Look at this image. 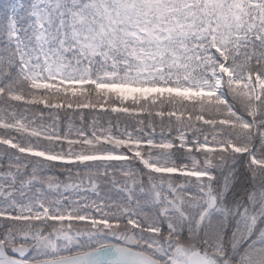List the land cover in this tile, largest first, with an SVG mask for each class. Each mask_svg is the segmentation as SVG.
<instances>
[{
  "label": "snow or ice",
  "instance_id": "obj_1",
  "mask_svg": "<svg viewBox=\"0 0 264 264\" xmlns=\"http://www.w3.org/2000/svg\"><path fill=\"white\" fill-rule=\"evenodd\" d=\"M0 264H264V0H2Z\"/></svg>",
  "mask_w": 264,
  "mask_h": 264
},
{
  "label": "trees",
  "instance_id": "obj_2",
  "mask_svg": "<svg viewBox=\"0 0 264 264\" xmlns=\"http://www.w3.org/2000/svg\"><path fill=\"white\" fill-rule=\"evenodd\" d=\"M0 2H2V0H0ZM83 111H90L89 109H84ZM96 111H99L98 109H96ZM114 116L116 115L115 113L113 114Z\"/></svg>",
  "mask_w": 264,
  "mask_h": 264
},
{
  "label": "rangeland",
  "instance_id": "obj_3",
  "mask_svg": "<svg viewBox=\"0 0 264 264\" xmlns=\"http://www.w3.org/2000/svg\"><path fill=\"white\" fill-rule=\"evenodd\" d=\"M99 111H102V110H100V109H98ZM116 114V113H115ZM116 115H121V114H116Z\"/></svg>",
  "mask_w": 264,
  "mask_h": 264
}]
</instances>
